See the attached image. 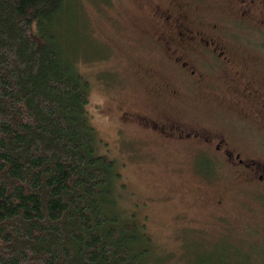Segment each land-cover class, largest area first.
<instances>
[{"label":"trees","instance_id":"16d2710c","mask_svg":"<svg viewBox=\"0 0 264 264\" xmlns=\"http://www.w3.org/2000/svg\"><path fill=\"white\" fill-rule=\"evenodd\" d=\"M70 1L0 0V264H152L115 160L97 150L90 83L63 36ZM228 248L192 263L229 264Z\"/></svg>","mask_w":264,"mask_h":264},{"label":"rangeland","instance_id":"374dc122","mask_svg":"<svg viewBox=\"0 0 264 264\" xmlns=\"http://www.w3.org/2000/svg\"><path fill=\"white\" fill-rule=\"evenodd\" d=\"M150 1L71 0L63 35L90 83L88 114L97 150L115 160L125 184L118 190L120 207L136 222L144 221L158 254L152 264H193L202 252L219 255L226 246L231 250L223 257L229 264L237 255L241 264H264L260 184L246 182L228 163L212 162L213 151L197 148L204 147L200 144L169 142L120 123L121 110L154 116L157 110L185 123L203 120L206 126L216 125L220 116H195L188 111L194 101L188 100L186 110L183 100L172 103L168 93L175 83L167 76L169 68L153 63L151 53L134 40L143 39L142 30L151 31L137 6Z\"/></svg>","mask_w":264,"mask_h":264},{"label":"flooded vegetation","instance_id":"af4514ba","mask_svg":"<svg viewBox=\"0 0 264 264\" xmlns=\"http://www.w3.org/2000/svg\"><path fill=\"white\" fill-rule=\"evenodd\" d=\"M137 6L151 31L134 40L153 63L169 68L172 103L183 100L186 110L194 101L188 111L195 116H220L206 126L157 110L155 116L121 110L120 123L169 142L200 144L213 151L212 162L230 164L264 189V0H151Z\"/></svg>","mask_w":264,"mask_h":264}]
</instances>
